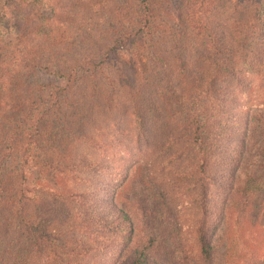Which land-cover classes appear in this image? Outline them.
Here are the masks:
<instances>
[{
    "label": "trees",
    "instance_id": "obj_1",
    "mask_svg": "<svg viewBox=\"0 0 264 264\" xmlns=\"http://www.w3.org/2000/svg\"><path fill=\"white\" fill-rule=\"evenodd\" d=\"M118 6L117 24L121 26L111 31V51L130 50V45L135 54L139 48L156 47L169 39L178 49L188 46L194 55L190 61L193 66L177 56L172 69L175 83L169 85L167 79L156 86L159 106L144 114L132 112L134 124L139 125L144 118L155 131L143 138L140 147L146 141L145 148L132 165L136 166L134 176L154 188L152 196L157 194L166 207L164 176L171 173L168 187H174L172 196L181 205L175 208L181 214L193 211L196 217L188 227L174 218L178 255L182 264H210L215 226L227 219L225 214L228 225L238 226L242 219L237 201L227 206L234 184L221 180V168L214 176L218 144L224 130L238 124L243 130L239 137L244 139L242 152L247 153L248 133L259 121L257 116L264 117V0H162V5L159 0H121ZM20 7V1L6 0L0 16V21L6 16L3 27L8 29L0 33V90L4 99L0 108V264H104L101 257L106 255L108 264H160L152 249L150 230L145 227L141 242L135 239L133 211L137 208H120L111 202L112 195L108 200L96 198L93 188L85 187L68 191L65 200L79 204L72 217L68 212L50 217V204L39 185L50 177L39 175H43L47 155L43 124L60 111L65 97L60 90L42 94L40 84L27 86L26 77L40 63L36 55L11 56L13 49L28 42L25 36L30 30L45 32L42 22L51 18V14L42 17L32 26L30 15L36 13L23 16ZM106 55L104 52L105 59ZM137 62L147 69L149 62L138 57ZM55 69L54 74L64 77L66 89L76 78L102 71L88 59L67 60ZM232 111L241 114L235 117ZM81 135L89 139L88 134ZM158 145L166 156L160 161L147 160ZM170 175L178 185L172 184ZM63 179L71 182L82 178ZM213 179L218 181L216 189L211 188ZM263 192L264 181L251 178L238 194L250 210L254 198ZM249 220L254 237L243 238L232 231L227 248L236 259L228 257L226 264H264V214L251 215ZM64 221L67 228L58 229Z\"/></svg>",
    "mask_w": 264,
    "mask_h": 264
},
{
    "label": "rangeland",
    "instance_id": "obj_2",
    "mask_svg": "<svg viewBox=\"0 0 264 264\" xmlns=\"http://www.w3.org/2000/svg\"><path fill=\"white\" fill-rule=\"evenodd\" d=\"M5 1L0 0V16ZM17 1L21 2L20 13L24 14L23 16L27 12L36 13L30 15L32 26L39 24L42 17L51 14V18L42 22L45 32L40 30L31 33L30 30L25 36L28 42L18 45L16 50L13 49L11 56L19 59L23 53L36 55L40 63L38 69L26 77L27 86L35 87L40 84L42 94L60 90L65 97L60 111L43 124L46 141L44 151L47 155L44 156L46 162L43 175H39L50 177L45 179L46 181L42 179L39 185L43 186V193L50 204V217H58L62 212L63 215L68 212L72 217L73 208L79 204L65 200L66 192L84 187L93 188L92 193L96 194V198L107 197L108 200V196L112 195L111 202L117 203L120 208H137L133 211L137 228L135 239L138 242L144 240L145 237L142 236L148 228L150 236L154 238L152 249L159 255L160 264H182L176 246L175 224L177 221L184 223L186 227L192 226L196 220L195 212L187 211V214H181L176 209H180L181 205L172 196L174 187H168V176L171 173L164 176L168 207L161 203L157 194L152 196L154 188L143 184L140 177L134 176L136 166L132 165V160L138 158L141 150L145 148L146 141L142 148L140 144L146 134L152 133L153 127H148L144 118L139 120V125L134 124L132 112L144 114L158 105L156 86L164 84L167 79L170 80L169 85H173L174 60L180 56L190 63L194 58L192 51L188 46L176 48L177 45L169 39L167 42L160 41L156 47L139 48L135 54L131 53L130 45V50L111 51L113 45L109 36L112 30H120L121 26L117 24L121 10L118 5L121 0H13ZM159 2L162 5V0ZM121 14L123 15L124 11ZM5 17L0 21L1 34L7 33L5 31L8 30L3 27ZM171 34L174 35L175 32ZM104 52H107L106 59ZM137 57L141 62H149L147 69L137 62ZM72 59L94 61L96 67H100L102 71L95 75L92 73L91 77L76 78L69 83V89H66L64 77L59 73L54 74L53 71L59 68L62 62ZM157 66H161L158 71ZM147 74L150 78H146ZM80 99V104L75 103ZM3 105V92L0 90V108ZM244 107L242 106V110ZM232 113L235 115L237 111ZM240 114L237 113V116ZM257 118L259 121L254 124L245 141L249 149L247 153L242 152L244 139L239 137L242 136L243 130L238 124H230L218 144V159L212 166L214 176L220 174L217 170L221 168L224 174L221 180L225 179L237 188L230 187L227 206L230 202L237 201L242 219L238 226L232 223L228 225L229 218L225 214L227 219L220 220L215 226L210 264H226L228 257L235 260L233 252L228 251L227 236L234 231L235 235L252 239L255 229L250 227L249 219L251 215L264 214V192L254 198L250 210L246 209L247 205L242 203V197L238 194L247 179L261 178L264 181V117L261 115ZM96 128L101 130L95 131ZM84 133L88 134V140L81 135ZM36 152L41 155V152ZM165 156L166 153L158 145L157 150L148 155L147 160L160 161ZM63 176H77L82 179L67 182ZM172 176L170 175L172 184L178 185V181ZM212 181L211 188H218V181ZM228 189L229 187L226 192ZM215 202H210L209 205ZM177 203L179 205L176 206ZM65 222L60 223L57 228L66 229ZM8 229L9 227L7 231ZM139 237L141 238L138 239ZM107 257L109 256L101 257L104 264L109 262Z\"/></svg>",
    "mask_w": 264,
    "mask_h": 264
}]
</instances>
